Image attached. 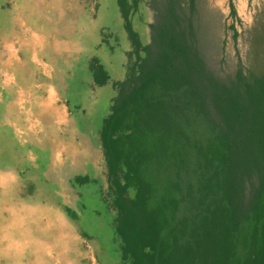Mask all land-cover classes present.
Listing matches in <instances>:
<instances>
[{
    "label": "trees",
    "instance_id": "1",
    "mask_svg": "<svg viewBox=\"0 0 264 264\" xmlns=\"http://www.w3.org/2000/svg\"><path fill=\"white\" fill-rule=\"evenodd\" d=\"M141 1L118 0L137 59L114 82L101 129L115 211L116 253H108L118 264H264V11L248 31L246 64L222 76L201 47L197 0L188 12L183 0H151L147 45L132 22ZM89 69L97 86L110 82L99 57ZM71 182L84 191L93 183Z\"/></svg>",
    "mask_w": 264,
    "mask_h": 264
},
{
    "label": "rangeland",
    "instance_id": "2",
    "mask_svg": "<svg viewBox=\"0 0 264 264\" xmlns=\"http://www.w3.org/2000/svg\"><path fill=\"white\" fill-rule=\"evenodd\" d=\"M233 2L237 17L230 0H197L194 12L206 59L222 76L246 64L248 31L264 11V0ZM156 18L151 0L132 14L144 45ZM0 42V264H114L120 256L112 261L107 251L116 253L115 211L101 129L118 95L114 82L125 81L137 59L118 0H0ZM93 57L113 76L109 85L94 83ZM77 175L91 177L87 191L72 185ZM97 200L102 216L94 213ZM56 206L70 228L61 237L55 220L49 227L48 209ZM24 212L34 214L31 223Z\"/></svg>",
    "mask_w": 264,
    "mask_h": 264
},
{
    "label": "crops",
    "instance_id": "3",
    "mask_svg": "<svg viewBox=\"0 0 264 264\" xmlns=\"http://www.w3.org/2000/svg\"><path fill=\"white\" fill-rule=\"evenodd\" d=\"M101 60V59H100ZM102 62V61H101ZM103 63V62H102ZM104 64V63H103ZM104 66H105V68H106V70L108 69L107 68V66L104 64ZM111 81L113 82L114 81V79H113V76H111V79H110V82L107 84V85H109L110 83H111ZM107 85H105V86H107ZM102 87H104V86H102ZM61 122V121H60ZM51 208H49L48 209V220H49V227H51L52 226V221L53 220H55L56 221V223L57 224H55V227L54 228H56V230L58 231L57 233H58V235H60V237L64 234V235H68V233H69V225H68V219L64 216L63 217V215H62V213L60 212L61 210L58 208V206H56L55 208H52V210H50ZM31 212V211H30ZM22 217H23V220L24 221H28V222H32L33 221V218H34V214H28V213H26V212H24V213H22V215H21ZM75 229L71 232L72 233V235H75L76 233H75ZM111 248H114V246H111ZM47 251H48V257H49V259H52V258H54V256H53V254H52V252H54V249H52V248H50V247H48V249H47ZM107 251H109L108 249H107ZM114 259L112 260V261H114L115 260V257H113ZM94 260V259H93ZM109 259H107V261H108ZM57 261H59V259L58 260H56V262ZM106 261V264H111L110 262H107ZM56 264V262H55V260H53L51 263H49V264H54V263ZM118 262L119 261H117V262H115L114 264H118ZM57 264H63V263H61L60 261H59V263H57ZM84 264H86V263H84ZM87 264H95V263H87Z\"/></svg>",
    "mask_w": 264,
    "mask_h": 264
},
{
    "label": "bare ground",
    "instance_id": "4",
    "mask_svg": "<svg viewBox=\"0 0 264 264\" xmlns=\"http://www.w3.org/2000/svg\"><path fill=\"white\" fill-rule=\"evenodd\" d=\"M35 2H36V1H35ZM10 17H11V16H10ZM15 17H16V16H15ZM14 36H16V35H14ZM14 36H13V37H14ZM18 36H19V35H18ZM20 36H21V35H20ZM21 39H22V38H21ZM0 43H1V42H0ZM21 43H22V41H21ZM9 45H10V44H9ZM9 45H8V46H9ZM26 47H27V46H26ZM11 49H12V48H11ZM2 50H3V49H2ZM7 51H8V50H7ZM17 52H18V51H17ZM1 54H2V53H1ZM5 55H6V54H5ZM18 56H19V55H18ZM0 66H1V65H0ZM3 67H4V66H3ZM2 75H3V74H2ZM3 76H4V75H3ZM0 77H1V76H0ZM2 176H3V175H2ZM2 176H1V177H2ZM13 212H15V211H13ZM18 215H19V214H18ZM20 217H21V216H20ZM13 218H15V216H14ZM20 219H21V218H20ZM14 220H19V219L17 218V219H14ZM11 224H12V223H11ZM13 224H14V223H13ZM15 225H16V224H15ZM18 226H19V223H18ZM18 226H16V227H18ZM18 228H19V227H18ZM18 231H19V230H18Z\"/></svg>",
    "mask_w": 264,
    "mask_h": 264
}]
</instances>
